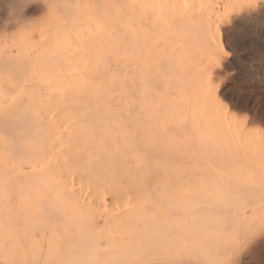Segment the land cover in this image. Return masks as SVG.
<instances>
[{
  "label": "rangeland",
  "instance_id": "374dc122",
  "mask_svg": "<svg viewBox=\"0 0 264 264\" xmlns=\"http://www.w3.org/2000/svg\"><path fill=\"white\" fill-rule=\"evenodd\" d=\"M143 1L147 4H143ZM147 1L140 0L139 2L142 4H139L143 6L138 4V8L154 6L150 5L153 0L148 1L149 3ZM166 1H153L154 4L160 3V8L163 7L166 11L161 8L163 12L160 10L159 14L156 13V18L160 14V17H162V19L157 18L159 19L158 22L154 21L157 19H153V16V20L149 18L148 23H154V29L159 28L156 29L157 31L153 28H150V31H145L146 43L144 44V50H148L151 46L152 48L155 47V50L157 48L155 54L158 58L155 60L157 63L161 60L159 62V69L163 72L161 76L169 81L172 80L169 86L174 89L176 95L173 99L176 119L180 118L182 110H188L189 116L192 114L194 120H204L203 122L206 124L203 129L196 130V133L189 135L190 141H187L186 144L191 147L186 152L185 160L177 162V166H173L172 172L168 175L164 173L166 170L162 168L164 167L163 162L158 160L157 155L152 154L151 157L149 155L143 157L140 153V155H137V153L128 154L132 157H126L125 155L126 162L129 165H133V167L135 164L138 165L135 168L131 166L133 171L143 167L141 162L144 163V166L150 165L148 168L153 169L156 167V169L152 171L143 167L140 169L142 171H139V176L136 175L139 173L138 171H135L136 174L133 171L132 174L131 171L128 172L129 176L126 174L119 175V172H116L115 177H112L114 174H110L111 178H108L109 173L105 175L107 177H104L103 174V177L98 175L99 179H96V177L95 179L100 180L99 184L93 179L90 180L96 184L94 182L92 184L84 177H75V174H77L75 172L71 173V176L73 175L71 178L69 177L72 180H69V178L66 180L71 171L67 172L68 175L64 173L62 177L61 175H53V178L56 176L54 180L58 179L57 182L62 179L60 183H55L54 180L53 182L57 184V187L62 185L61 187L65 189H63V193L67 188H70L65 195L62 194L64 197H67L68 194L74 196L78 200L77 205L83 206L87 202L81 208H84L83 210L88 214L90 213L88 215L90 218L87 216L85 221L93 222L87 224L89 228L84 224L85 222L82 223L86 226H84L86 229L84 227L82 229L81 221L79 222L77 219L82 220L84 216L80 215L82 218L78 216L77 219L75 218L76 221L73 219V222L78 223L74 224V222L73 226L69 227L66 236L69 237V232H71L69 238H72V241L74 239L78 240L79 245L75 242L79 248L71 239L66 238L65 234H62V229L56 228V223H60L59 219H53L54 222H57H52L51 226L56 229L55 231L58 229L54 236L56 239L60 236L59 238L63 240L57 239L58 243L59 241L62 242L60 247L57 244V250L62 249L60 252L63 251L65 240L68 241L66 242L68 244L71 241V243H74L70 244L71 246L73 245L75 248L76 245V248L82 251L81 247L83 245L84 249L86 245L91 247L88 249H92L88 251L86 248V252L84 250L85 253H82V251L80 252V250L69 245L71 249L80 252L78 254L74 250L69 252L70 248L68 247L67 250L66 245L63 253L65 254L66 251V256L71 253V256L69 255L68 258L64 259H67L66 264H71L69 263L70 260L73 264L74 260L76 264H84L87 261V264H132L131 258L134 257V253L136 256L135 251L138 250L137 253H139L140 247H146L141 248L146 252H149V250H151L150 252L156 250L158 252L160 250L159 252L162 253L163 251L162 254L168 256V258L170 257L173 261L172 264H264V0H182L183 2L181 0H171L170 5H168V0ZM174 2V7L179 6L178 4L181 2L180 9L173 11ZM159 6H154L156 8L155 12H157ZM167 6L172 7L170 9V7L166 8ZM183 6L189 7V9L187 8L188 15H185L186 12L183 14L184 8L181 9ZM54 7L56 5H53L51 9H55ZM39 9L35 10L29 6L22 8V11L30 18V22L25 25L26 28L22 23H13L16 10L10 3L0 0V58L8 56V58H11L9 64L7 63L9 66L0 64V111L5 115L8 114V116L16 111H29L31 112L30 116L33 118L38 115L37 117L63 121L59 124H65L66 121L75 118V111L71 109V106V108L68 107L70 104L66 105L69 101L63 102L62 98L68 97L69 93L79 88L81 81H87L88 75L91 74L90 71H93L94 61L89 64L86 45L81 46L77 41L78 36H82V26L72 24V19L66 17L62 11L63 15L60 11H58L59 13L55 11L54 14L52 13L53 15H50L43 9ZM169 13H177V15L172 14L174 20H172L173 17ZM180 13L184 15V18L183 16L178 18V15H181ZM42 15L46 17H42ZM166 16L171 17V21ZM175 16L179 21H182L180 19L185 21L178 24V21H175L178 20ZM66 18L67 20H65ZM164 19L172 23H166ZM163 21L164 24H162ZM9 23L13 25L10 26ZM155 23L159 24L155 25ZM187 26L190 29L186 28ZM161 36L164 39H161ZM153 38L156 39H154L155 44L151 41ZM164 64L165 66H163ZM167 64L168 66H166ZM24 104H27V107ZM63 113H68V115ZM55 147H57V149L54 148L56 151L62 149L61 145H55ZM179 147L183 146L180 145ZM221 153L223 156L231 153L232 156L246 157L249 162L238 169L227 167L223 170L222 168L226 166L225 163L217 162L214 157L218 154L222 156ZM139 157L145 160L139 163ZM128 158L133 159L130 161ZM148 158L152 163L147 160ZM54 159H57V157ZM110 160L113 162L116 159L111 158ZM133 160L135 161L132 162ZM20 161L17 159L15 163L20 164ZM50 161L51 159H49V164H53H50L51 167L62 168L59 159L55 162L52 158L54 163ZM151 164H153L152 167ZM44 165L43 163L41 165L42 171H40V166H37V169H40L37 175L50 169L55 170L49 168V166L46 167V165L45 168L47 169H44ZM144 168L149 174L143 171ZM150 170L154 173H152L153 176ZM142 172H145L146 175L141 174ZM34 176L36 175H33V182L37 180L35 178L39 177ZM142 176L145 177V181ZM133 178L137 181H134ZM70 183L78 184V189L77 186L73 187L76 184L72 186L75 190L69 187L72 185H69ZM64 184L69 186H63ZM240 185L243 187L242 190L248 187V190L252 191L249 192L245 189L249 193L241 192L239 190L242 188ZM135 186L137 191L134 189ZM81 187L82 189H80ZM138 188L141 191L144 189L143 194ZM228 188L231 191H228ZM58 190L57 192H59ZM83 190L86 191H84L86 197L81 195ZM129 190L131 192L135 191L131 193ZM116 194L119 195L120 199L117 198ZM62 195L58 196V199L60 198V201L57 199L58 206H61L60 202L64 198ZM81 196H84V199ZM95 197L98 199L97 202L93 200L96 199ZM78 198L83 201H79L81 199ZM64 199L65 201L61 202L63 205L71 200V198ZM206 199L213 200L212 204L215 206L211 202H202ZM185 200H189L190 203H186ZM126 204L128 205L126 206ZM145 204L148 205L145 207ZM77 205L73 204L75 207ZM73 206H70L72 207L70 214H72L71 212L74 213V209H80V211L78 210L80 214H84L81 208L76 209L79 206L76 208ZM186 207H195V209H186ZM196 207H199V209H196ZM211 207H229V209L222 211L221 214L208 209ZM62 208L63 206L60 207V209ZM96 208L97 211H94ZM62 210H60L61 214ZM77 212L74 213L76 217L79 215V212ZM111 212L113 213L111 214ZM72 218L74 217L72 216ZM103 219H106V223L103 222L102 224ZM96 224L100 230H97ZM76 225L80 226L79 229L81 228L80 230L83 232H87L88 229L89 235L92 237L87 236L86 232V236L79 235L83 232L78 231ZM74 226L77 227L76 231L79 233L72 235L74 236L72 237L71 234L76 229ZM115 226L116 228H113ZM71 227H74V229ZM141 227L143 232H140V234L143 233L141 234L143 237L139 233L136 235L137 228L141 230ZM54 228L51 227L52 230L49 228L50 230L48 229L49 232L47 230V233L55 232ZM122 228L126 230L131 228L134 233L131 235L120 233V236H118L119 229ZM91 229L94 235L89 231ZM124 229L121 231L123 232ZM108 230L109 232H107ZM98 232L99 234L101 232L100 235L103 238L102 236L99 237ZM125 232L132 233L131 230ZM108 233L110 234L107 235ZM116 233L118 234L116 235ZM52 235L49 234V236ZM93 236L95 237L94 241ZM87 237L92 239L88 238L87 240ZM114 237H118V239L119 237L120 239H139L141 237L143 240L141 242L139 240L140 245L137 243L138 239H136V242L134 240L137 247H139L137 248L132 244V240L128 239V241H132L131 244H127L128 241L126 240H123L125 243L122 241L123 244H121L120 240L116 238L115 241ZM83 239H85L84 242ZM126 244L128 246L130 244L132 249L130 250ZM54 246L52 248H55ZM51 253L50 246L49 256H51ZM83 255L84 258H82ZM62 256H60L61 259ZM51 259L55 262L58 260L54 257H51ZM60 260L57 263L60 264ZM78 261L82 262L79 263ZM65 262L63 261L61 264H65Z\"/></svg>",
  "mask_w": 264,
  "mask_h": 264
},
{
  "label": "bare ground",
  "instance_id": "6f19581e",
  "mask_svg": "<svg viewBox=\"0 0 264 264\" xmlns=\"http://www.w3.org/2000/svg\"><path fill=\"white\" fill-rule=\"evenodd\" d=\"M5 1L10 3L12 7H14V9L16 10V11L14 10L16 12V16H14L13 18L14 19L13 23L14 24L22 23L24 26L27 25V22H30V18L26 13L22 11L23 7L29 6L35 10L40 8L43 9V11H46L50 15H53L54 14L53 12L55 11L57 12L62 11L66 15V17H70L72 19V24L75 25L77 24L78 26H82L81 28L82 36H78L77 41L81 44V46L86 45L87 59L89 64H91V62L94 61L93 71H90L91 74L88 75L87 81L86 82L81 81L80 82L81 86L79 88L74 89L71 93H69L70 95H68V97L62 98L63 102L68 100L69 102H67L66 105L70 104L68 105V107L71 106L72 108L71 107L70 108L74 109L75 111L74 112L70 110L74 112L75 118L70 121H66L67 124L66 122L65 124H59L60 122L63 121H57L51 118L46 120L41 118L40 116L37 117L38 116L37 114H36L37 116L33 118L30 116L31 112L29 111L12 112L11 114H9L10 117L8 116V114L5 115L3 114L2 111H0L1 112L0 113V264H59L57 262L61 259L60 256L64 254L63 253L64 247H66L67 245V250H68L71 246L70 244H74V243L76 244V242L78 241V240L76 241L75 239L72 241V238H69L71 232H69V237L66 236V234H68V231L70 229L69 227L73 226L72 224L76 221L75 218L77 219L78 216L83 215L84 219L82 220L77 219V221L79 222L81 221V224L85 222L84 224L86 226H88L89 225L88 223L92 221L89 220L85 221V218H87V216L90 213L88 214L85 210H83L84 208L83 209L81 208L85 206L87 202L83 206L77 205L78 200L74 198V196L72 195L70 196L69 194L68 195L66 194L67 197L66 196L64 197L63 195H65L66 191L67 190L69 191L70 188L69 189L67 188L65 193H63L65 189L61 187L62 185H60V187H57V184L55 183L57 182L58 177L56 178L57 180H54L56 176L53 178V175H61L62 177L64 173L71 171L69 172L70 175H68L67 173L68 176L66 177V180H68L69 177L71 178L73 176V175L71 176L72 172H75L77 173L75 174V177L78 176L84 177L88 179V181L92 182V184L98 178V175H102V174L104 175V177H107L105 175L109 173L108 178H111L110 174L111 175L114 174L112 177H115L116 172H119V175L126 174L129 176L130 174L127 173L131 171L132 174L133 168L138 166L137 164H135V166L133 167V165H129V163L126 162L127 160L126 157L128 156L132 157V155H128L130 153L131 154L137 153V155L141 154V156L143 157L147 155L151 157L152 154L155 156L157 155L159 157L158 160H161L163 162L162 165H164V167L162 168L166 170L164 173L168 175L172 172L173 166H177V162L185 160L186 152H188L191 147V146L189 147L188 144H186L187 141L188 142L190 141L189 135L196 133L195 132L196 130L203 129L206 123L204 124L203 122L204 120L203 121L194 120L192 114L189 116L188 110H182L180 118L178 120L176 119L175 107L173 102L175 91L172 87L169 86L171 85L170 83L172 80L169 81L168 79H165L161 76L162 75L161 73H163L159 69V65H160L159 62L161 60L158 62L159 64L155 60L156 58H158L157 55L155 54L157 48L155 50V47L152 48L151 46V48H148V50H144L145 49L144 44L146 43L145 31H148L150 28H153L154 25V23L152 24V22L150 21H149L150 24L148 23L149 18H151L150 20L157 19L160 17L161 14L156 18V13L159 14L161 8L165 10L163 7L160 8L159 6L160 3L154 4L153 2L154 0L153 1L148 0L150 2L152 1L150 5L152 4L154 6L155 5L159 6L157 12H155L156 8H154V6H150V7L144 6V7H140L139 9L137 5L139 3L142 4L141 2H139L140 0L139 1L138 0H5ZM157 1L160 2L161 0H157ZM172 1H176V0H172ZM168 2L169 4L168 3L167 4L170 5L171 0L170 1L168 0ZM51 3L53 4L51 5ZM144 3L146 2L143 1V4ZM140 4L139 6H143ZM174 4L175 2L173 3V7ZM53 5H56V7H54L55 9H51ZM178 5L179 6L177 5L175 6L177 8L175 7L173 8V11L180 9L181 2H179ZM168 7H170L171 9L172 6H167L166 8ZM183 8L184 11H182ZM187 8L189 9V7L187 6L181 7L182 9L181 11L183 12V14L186 12L185 15L187 14L188 11ZM177 13H171V14L169 13V14L171 16L172 14L177 15ZM183 14L178 15V18H181L180 16H183L184 18ZM173 15H172L173 17L172 20H174ZM42 17H46V16L42 15ZM166 17L169 18V16ZM160 18L162 19V17ZM175 18L177 17L175 16ZM195 18L196 16L194 17V19ZM65 20H67V18ZM158 20L159 19L154 21L158 22ZM180 20L182 21H179V19L175 21H178V24L179 22L183 23V21H185L183 19ZM188 20L191 23L189 18ZM165 22L169 23L166 20ZM158 24L155 23V25ZM162 24H164V21ZM12 25L13 24H11L10 26ZM159 26L161 27V25ZM163 26H167V25H163ZM186 28H188V26ZM166 29L169 30L167 27ZM162 38L163 37L161 36V39ZM154 39L155 38L151 40L153 41L152 42L153 44H155ZM152 49H154L155 51ZM8 57H1L0 64L8 65L9 64L8 62L10 61L9 59H11ZM163 66H165V64ZM166 66H168V64ZM63 114L68 115V113H63ZM55 145H61L62 149L58 147V149L60 150L56 151L55 149H57V147H55ZM180 145H182L183 147H179ZM229 154L231 155V153ZM220 155L222 156H219L218 154L217 156L215 155L214 157L217 162L220 161L221 163L222 162L225 163L226 166L222 168L223 170L227 167H231L232 169L234 168L238 169L240 167H243L246 163L249 162L248 158L246 157L244 158L242 156L240 158V157L232 156L233 154L231 156L230 155L223 156V154L221 153ZM110 156L111 158H115L116 160L112 162L110 160L111 159ZM51 157L55 162H57L56 160L59 159L62 168L61 167L56 168L53 166L51 167L50 166L51 163L49 164V159H51L50 162H53ZM56 157L57 159H54ZM133 158H128V159L131 161V159ZM140 158L141 157L138 158L139 163L145 160L144 158H142L143 160ZM17 159L21 160L20 164L15 163ZM135 160L137 161V158ZM135 160H133L132 162H134ZM147 160H149V158ZM99 162L100 164H98ZM40 163L41 165L43 163L46 165V167L49 166V168L51 167L54 168L55 170L53 171V169H50L47 170L48 172L45 170L47 173L41 172L39 173V175H37L38 172L42 171ZM142 163L143 162H141V166L143 165V167L146 168H148V166L150 167V165L144 166V163L143 164ZM45 165L43 168L47 169L45 168ZM115 165L118 167H116ZM152 165L153 164H151V167ZM37 166L38 167L40 166L41 170L39 168L37 169ZM141 166L139 164V168ZM143 167H141L140 169H142ZM140 169L138 170L134 169V170L136 172L137 171L141 172L142 170ZM148 169H151L153 171V169H156V167L153 169L152 168H148ZM151 170L150 173L152 175L153 172ZM135 171L133 172L136 174ZM143 171H146V169ZM140 172L137 173L136 175L140 174ZM146 172L148 173V171ZM141 174L146 175L145 172L144 173L142 172ZM33 175H36L34 177L39 176L38 178H35V180L37 179L35 182H33L34 180L32 181ZM70 178L69 180H72ZM144 178L145 177H143V179ZM90 179H93L94 181H91ZM53 180L55 183L53 182ZM61 180L62 179H60V182ZM99 181L96 180L95 182L99 184L98 183ZM134 181L137 180L134 179ZM71 184L72 183H70L69 185ZM74 184H72L71 186H69L68 184H64L63 186L68 185L69 187H72ZM77 185L78 184H76L73 187H76ZM119 186L121 187V185ZM240 186L242 187V185ZM78 187L79 186H77L76 188L78 189ZM232 187L234 188V186ZM56 188H60L59 190L57 189L59 192H57ZM135 188L137 187L135 186L134 189ZM80 189H82V187ZM242 189L243 187L239 190H241V192L249 191L248 187H245L247 191L245 189H244L245 191ZM135 190L137 191V189ZM143 190L142 191L140 190L142 194H143ZM84 191L85 190H83V194L81 195L85 196ZM134 191L132 192L134 193ZM228 191H231L230 188H228ZM251 191L252 190H250L249 192ZM61 195L66 199L71 198V200L69 201L67 199L68 202H65V204L63 205L61 203L63 200L65 201V199L63 198V200H61L60 202L61 206H58L57 203L58 200L60 199V198L58 199V196L60 197ZM84 196L81 197H83L84 199ZM117 196L116 197L120 199L119 195ZM97 198L93 200L97 202V200L99 199ZM79 201L82 202L83 200L81 199ZM185 202L190 203L189 200H185ZM202 202L203 203L211 202L212 204L213 200L211 201L206 199L203 200ZM73 204L79 207L76 206L77 207L76 208L75 206H73ZM71 205L76 209L81 208V211H83L84 214H80L79 212L80 209H78L79 211L74 209V213L75 211L79 212V213L77 212L79 214L77 215V217L74 216L75 214L73 212H71L72 214H70L72 208L70 207ZM127 205L128 204H126V206ZM146 205L148 204H145V207ZM212 205L215 206L214 204ZM62 206L64 208V209L62 208L63 210L60 209V207ZM117 208L115 209L119 210ZM186 209H195V207H186ZM196 209H199V207H196ZM208 209L212 211L214 210L215 213L219 212L222 214V211L228 210L229 207L228 208L211 207ZM60 210H62V214ZM87 211L89 212V209ZM94 211H97V208ZM113 212H111V214ZM72 216L74 218H72ZM224 216H226V214H224ZM91 217H93V215H91ZM80 218L82 217L80 216ZM53 219L54 220L59 219L58 221L60 223H58L57 221L54 222ZM73 219L75 220L74 222ZM105 220L104 219L102 220V224L103 222L106 223ZM224 220L226 221V219ZM52 222L54 223L57 222L56 228L59 227L60 229H62L61 230L62 234H65L66 238H69L71 239L72 242H74L71 243V241L69 240L70 244L66 243L68 241L65 240L66 239L65 236L62 235L65 238L64 240L66 241L65 242L66 244L64 243L62 252H60L62 249L60 251L57 250V244H59L58 246L60 247V243L62 242L59 241L58 243L57 239L60 236L57 239L54 236L56 232H58V229L57 231H55L56 229L53 226H51L53 224ZM76 223L78 222H75L74 224ZM85 225L83 224L81 225L82 229ZM50 226L54 228L55 231L49 233L50 235L53 234L52 236H49V234L47 233V230L49 228L51 229ZM76 226H74L76 229H74V227H71L74 229V230L72 229L74 232L73 234H71V236L74 234L77 235L79 233V232L77 233L76 231L77 230ZM105 226L107 225L105 224ZM116 226L113 228H116ZM119 226H121V224H119ZM79 227L80 226H78V231L81 229V228L79 229ZM85 227L84 229H86ZM124 228L119 229L120 232L118 236H120V233H124V235L125 234L131 235L134 233L133 232L134 230H132L131 228L129 230H131L132 233L131 232L126 233L125 231H129V230H126ZM98 229L99 227L97 225V230ZM123 229L124 231L122 232L121 230ZM142 229H143L142 227L141 230H138L137 228V231L139 232L135 230L137 233L136 235H138V233L140 234V232H143ZM89 231L91 232V234L93 233L92 229ZM80 232L83 231L80 230ZM85 232L86 231H84L82 234L79 233V235L86 236L87 234V236H91L89 235L88 229L86 234ZM107 232H109V230ZM107 232H103V233H107ZM100 234L98 232L99 237L102 236ZM109 234L110 233H108L107 235ZM117 234L118 233H116V235ZM141 237H143V235ZM141 237H139V239L138 238L135 239L128 238V239L132 240L133 241L132 244H134V246L137 247L136 244L139 243V240L140 242L143 240V238L141 239ZM82 238L85 237L83 236ZM88 238L90 239V237H87V240ZM96 238L98 239V237ZM116 238L118 239V237ZM116 238L114 237L115 241L117 240ZM85 239H83V242ZM128 239L125 238L120 239L119 237L118 240H120L121 244H123L124 242L123 240L128 241ZM136 239H138V242L135 244V242L137 241ZM94 240L95 237L93 238V241ZM61 241L63 240L61 239ZM132 241H128L127 244L128 243L131 244ZM130 244L129 246L128 245L127 246L131 250L132 248ZM140 244L141 243H139V245ZM143 245L145 244L143 243ZM50 246L52 251L51 256H49ZM53 246L56 249L52 248ZM59 247L58 249H60ZM82 247L81 249H83V251L78 248L76 249L80 250V252L82 251V253H85L88 248H91L88 247L87 245H86L87 249L86 248L84 249V247L83 248ZM141 248H146V247H140L139 253H137L138 250L135 251L136 256L134 251L132 250L134 253V254L132 253L134 257L132 255L133 258H131V262L133 261L132 264H172L173 262L171 261L170 257L168 258V256L166 257L162 254L163 251L162 253H160L159 252L160 250L157 252L155 248L154 249L152 248L153 250L156 251L150 252L151 250H149L150 247L148 246L149 249L148 248L147 249L149 250V252H146V250H143ZM74 249L70 248L69 252L70 250H74ZM90 250L92 249H88V251ZM75 251L77 250H74V252ZM80 252H78V254H80ZM66 253L67 252L65 251V254ZM64 255L62 256V259L60 261L61 263H63V261L64 262L66 261L65 262L66 264L67 259L66 260L64 259L68 258L69 255L71 256V253L68 256H66L67 255L66 254L65 257ZM84 255L82 256V258L85 257ZM51 257H54V259L55 258L56 259L60 258V259H58L57 262H55L53 259H51ZM85 261H87V259H85ZM78 262L80 263L82 261H78ZM87 262L84 264H87ZM69 263L73 264L71 260ZM74 264H76L75 260H74Z\"/></svg>",
  "mask_w": 264,
  "mask_h": 264
}]
</instances>
